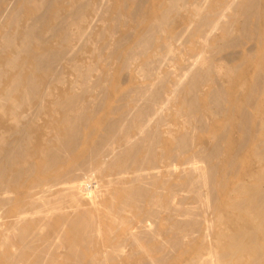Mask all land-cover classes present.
<instances>
[{
  "label": "bare ground",
  "instance_id": "6f19581e",
  "mask_svg": "<svg viewBox=\"0 0 264 264\" xmlns=\"http://www.w3.org/2000/svg\"><path fill=\"white\" fill-rule=\"evenodd\" d=\"M262 21L264 0H0V264H264V68L229 92L245 68L217 60Z\"/></svg>",
  "mask_w": 264,
  "mask_h": 264
},
{
  "label": "rangeland",
  "instance_id": "374dc122",
  "mask_svg": "<svg viewBox=\"0 0 264 264\" xmlns=\"http://www.w3.org/2000/svg\"><path fill=\"white\" fill-rule=\"evenodd\" d=\"M161 0H155V2L159 3ZM149 7L147 8V11H151V7H150V3L148 4ZM149 9V10H148ZM263 27H262V33H263V39L261 40V42L258 41H249L247 44H245L243 46V48L241 49L240 47L238 48H234L231 50H227L226 53L224 54H220L217 57L218 61L221 62H227L228 65L230 67H234L235 71L237 72V69L239 66L244 67L245 69H243V73L240 74V76L236 75L235 79L233 80V82L227 86L229 92H233V88H237L238 84L240 83V85H245L246 86H251L254 83V77L256 75V73L259 71V69L264 68V22L262 21ZM243 50V52H241ZM252 55L254 57V59H249L248 55ZM258 64V65H257ZM237 65V67H236ZM236 67V68H235ZM246 70V71H245ZM254 78V79H253ZM131 84L133 85H137L139 84L138 81L136 82H132ZM125 87H127L128 82L125 81ZM239 85V86H240ZM235 91V90H234ZM240 93L239 98H236V102L231 103V101H234L235 98H230L227 106L231 109L235 104H237L240 101H243L245 96L244 94H241L242 91L241 89H237V93ZM239 103H244V102H239ZM259 104L262 108V112L264 113V100L261 102V100L259 101V103L255 104V106L259 107ZM250 113H252L254 116H257L256 112L254 111V109H249ZM262 115V113H261ZM259 119V116H257ZM221 124L225 125V121L220 122ZM245 167V166H244ZM243 178V177H242ZM97 178H95L96 180ZM94 180V179H93ZM237 181H240L239 179ZM235 184V182H233ZM2 213V212H1ZM2 216V215H0ZM1 228H4V224H2Z\"/></svg>",
  "mask_w": 264,
  "mask_h": 264
}]
</instances>
